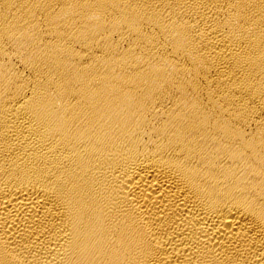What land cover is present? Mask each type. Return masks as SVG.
Returning <instances> with one entry per match:
<instances>
[{
  "label": "bare ground",
  "instance_id": "obj_1",
  "mask_svg": "<svg viewBox=\"0 0 264 264\" xmlns=\"http://www.w3.org/2000/svg\"><path fill=\"white\" fill-rule=\"evenodd\" d=\"M0 264H264V0H0Z\"/></svg>",
  "mask_w": 264,
  "mask_h": 264
}]
</instances>
